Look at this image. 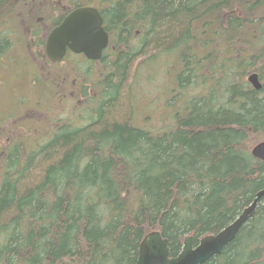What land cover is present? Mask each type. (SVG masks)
Returning a JSON list of instances; mask_svg holds the SVG:
<instances>
[{"label":"trees","instance_id":"obj_1","mask_svg":"<svg viewBox=\"0 0 264 264\" xmlns=\"http://www.w3.org/2000/svg\"><path fill=\"white\" fill-rule=\"evenodd\" d=\"M35 1L0 0V27L22 20V7L33 11ZM55 3L100 9L111 42L99 61L74 55L70 116L57 101L65 119L47 110L58 121L50 126L37 114L3 149L0 264H136L151 231L176 256L186 237L197 244L233 222L264 189V161L252 154L264 140V0ZM67 10L46 33L34 30L50 64L58 62L47 57L46 39ZM1 30L0 54L14 40ZM167 62L176 66L166 99L175 122L154 132L134 123L136 86L143 66ZM253 72L259 90L248 80ZM42 105L29 109L46 113ZM205 264H264V198Z\"/></svg>","mask_w":264,"mask_h":264},{"label":"rangeland","instance_id":"obj_2","mask_svg":"<svg viewBox=\"0 0 264 264\" xmlns=\"http://www.w3.org/2000/svg\"><path fill=\"white\" fill-rule=\"evenodd\" d=\"M37 1L33 4V11H31L30 7L28 9L22 7V20L14 17L16 19H13L10 23L8 22V24H3L0 27V29H2V34H8L14 39L13 43L11 40V44L6 45V52H2L4 55L8 53V58L6 56L1 57L2 59H0V62L11 66V57L16 54L19 56L18 60L21 61L22 65L26 66V69L20 77L15 75H8L6 77L5 72L0 70V80H3L2 84H0L2 86L0 89V110L1 113L4 114V110L8 106L7 101L14 100V97H11L12 94L15 97L25 94L27 95L26 100L29 102L28 104H30V107L34 104L37 105V103L42 100V110L44 107L46 109V113H43V111L40 113L34 112L33 110L29 111V119H33L38 114V116L47 122L48 125L50 124V126H53L54 121L58 122L61 119L66 118L64 116L66 111H64L63 106H66L67 112L71 110L70 105L73 104V101L70 98L71 87L69 86V83H73L74 81V71L71 67L77 62L79 63L80 59L68 55L64 60H61L56 64H50L46 61V56L42 48L39 47L34 30L40 29V31L46 33L52 25L51 22L53 21V18L67 10V5L55 3L58 2V0H48V2L44 0L42 3ZM14 14L16 15V12H14ZM15 65L11 68L16 67ZM80 66H82V64H80ZM1 67H3L2 64ZM36 67L40 71L38 81L33 78V75L36 74ZM137 67L139 68L141 65L137 63L136 68ZM175 68L176 66L172 64V62L157 65V68L155 67L154 71H146L148 69L146 66L141 68V80L136 86L137 95L139 97L134 118V123L136 125L154 132H159L163 130L164 127H171L174 124V107L172 105L167 106L168 103L166 102V99L172 96H168L169 92L167 91V88L173 87L176 84L175 80H173L174 75H170L175 71ZM19 70L20 69H18V71ZM29 73L32 74V77L29 76L28 78ZM17 78H20L21 80L24 79L25 83H22L20 80L18 81ZM7 79H9V82H4V80ZM18 87L22 88V91H16ZM62 87L64 88L61 89L60 94L59 91ZM173 90L176 94H179L180 91H183L182 94H184L186 88L183 90H177V88H174ZM196 91L197 90L192 87V89L188 90V95L194 94ZM80 97L83 98L82 95ZM57 101L63 103L62 108L57 105ZM44 102L46 105H44ZM52 103L53 108L47 106ZM77 103H80V101ZM169 103L172 104V100ZM173 105L176 108L179 106L178 103H174ZM52 109L59 112L57 118L58 116L61 117L58 121L57 118H52V112H50V115L47 114V110L51 111ZM67 114L70 116L69 112ZM24 130H27V127L21 129V131ZM28 132L31 133L30 131ZM38 136L40 135H37L36 133L32 136L23 134L21 138L26 142H29L31 140L33 141ZM8 139V137H2L0 145L4 147L6 142L9 141Z\"/></svg>","mask_w":264,"mask_h":264},{"label":"water","instance_id":"obj_3","mask_svg":"<svg viewBox=\"0 0 264 264\" xmlns=\"http://www.w3.org/2000/svg\"><path fill=\"white\" fill-rule=\"evenodd\" d=\"M108 44L109 32L104 26L101 11L93 6H81L72 10L51 29L46 39L45 52L53 62L63 60L68 50L83 53L91 60H100ZM248 80L255 89L262 88L258 73L249 75ZM252 154L264 161V140L253 146ZM262 198L264 189L257 193L252 203L233 222L217 233L202 237L196 246L193 236L186 237L181 251L175 257L170 256L168 240L161 232L151 231L140 243L136 264H205L213 256L221 254L225 246L235 239L244 224L254 216Z\"/></svg>","mask_w":264,"mask_h":264},{"label":"flooded vegetation","instance_id":"obj_4","mask_svg":"<svg viewBox=\"0 0 264 264\" xmlns=\"http://www.w3.org/2000/svg\"><path fill=\"white\" fill-rule=\"evenodd\" d=\"M40 2V1H38ZM42 3V2H41ZM81 7V6H80ZM75 9V8H74ZM74 9H71L69 8L66 12V14L64 15V17L69 14L72 10ZM100 10V9H99ZM101 11V10H100ZM104 26H105V23H104ZM111 42V34L109 33V44ZM109 44H108V47H109ZM108 47L106 49H108ZM106 49L104 50L103 52V55L106 51ZM8 54V53H7ZM7 54H3L1 53L0 54V59H2L1 57H4V56H8ZM68 55H72V56H81V57H85L86 59H88L83 53H74L73 51H70L68 50L67 52V55L65 56V58L68 56ZM103 57V56H102ZM8 58V57H7ZM64 58V59H65ZM63 59V60H64ZM88 60H91V59H88ZM101 60V59H100ZM92 61H99V60H92ZM12 65L9 66V64H6V63H1L0 62V67H1V64L3 65V67L0 68V70H2L3 72H5L6 74V77L8 75L12 76V75H15L17 77H20L22 76L23 74V71L25 70V67H14V68H11L13 66V62H10ZM10 67V68H9ZM18 69H20L18 71ZM5 77V78H6ZM18 81L20 80L22 83H25L24 79L21 80L20 78H17ZM2 81L3 80H0V84H2ZM4 82H9V79L7 80H4ZM21 83V84H22ZM21 87V86H20ZM18 87L16 89V91H22V88ZM2 88V86L0 85V89ZM11 97L13 98L14 97V100L12 101H7V107L6 109L4 110V114L1 113V110H0V140L2 139V137H8L9 141L6 142V145L3 147L0 145V158H1V155L3 153V149H5L8 145L11 144V136L13 135V133L15 132H19L21 131L22 127H26L28 124H30V122H34V119H29V111L31 109H29V102L26 100L27 98V95L25 94H21L20 96L18 97H15L13 94L11 95ZM1 100V98H0ZM36 103V102H35ZM1 105V104H0ZM37 107H39V102L36 104L33 105V109H35L37 112L38 109ZM34 111V110H33ZM34 111V112H36ZM16 134V133H15ZM200 241V240H199ZM193 243H194V240H193ZM199 243V242H198ZM197 243V244H198ZM197 244L194 243V245L196 246ZM171 256V255H170ZM177 256V255H176ZM216 256V255H215ZM171 257H175V256H171ZM214 257V256H213ZM209 261V260H208Z\"/></svg>","mask_w":264,"mask_h":264},{"label":"bare ground","instance_id":"obj_5","mask_svg":"<svg viewBox=\"0 0 264 264\" xmlns=\"http://www.w3.org/2000/svg\"><path fill=\"white\" fill-rule=\"evenodd\" d=\"M253 73H254V72H253ZM251 74H252V73H251ZM251 74H250V75H251ZM248 77H249V76H248Z\"/></svg>","mask_w":264,"mask_h":264}]
</instances>
